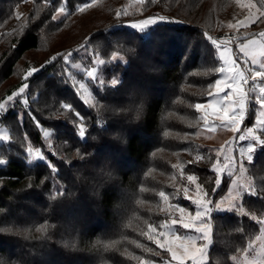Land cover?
I'll list each match as a JSON object with an SVG mask.
<instances>
[{"label":"trees","instance_id":"trees-1","mask_svg":"<svg viewBox=\"0 0 264 264\" xmlns=\"http://www.w3.org/2000/svg\"><path fill=\"white\" fill-rule=\"evenodd\" d=\"M82 1L67 0V6L71 11ZM229 1L218 0L215 8L210 5L212 0L147 2L143 9L146 13H162L184 22L161 25L150 33L109 28L91 37V41L101 39L98 52L103 58L117 51L126 56L127 63H117L107 71L108 79L120 73L119 85L94 90L102 107L85 110L88 130L83 139L63 119L54 120L53 115L66 113L59 104L75 107L80 102L61 84L65 77L60 58L28 79L26 95L32 115L55 129L53 146L58 156L54 152L48 156L58 171L52 173L45 161L27 162L25 134L33 146H43L41 131L33 120L21 124L10 111L0 116L11 137L0 144V158L7 161L0 165V228L13 229L0 233V259L8 264H136L125 255L127 250L145 259L161 260L132 241L162 251L140 231H147L145 221L159 224L167 218L159 210L163 202L158 192L170 194L173 183L186 182L172 165L185 164V171L195 172L205 187L215 186L210 164H186L197 153L207 155L209 150L196 140L200 113L190 105L207 101V85L218 78L215 72L202 75L221 64L216 49L204 40L202 32L222 35L220 18ZM45 2L0 0V100L25 82L21 79L25 70L39 67L25 65L23 76L16 78L19 62L41 47L47 30L46 58L66 52L53 42L67 20L48 22L61 0H53L51 7ZM17 11L23 14L19 19ZM130 48L135 52L129 53ZM141 102L143 110L138 117L135 111L127 110ZM186 132L193 134L191 139L182 138ZM211 155L215 158L213 151ZM248 167L259 192L264 187V151L258 150ZM29 183L31 188L27 187ZM226 188L227 182L216 196ZM54 191H63L64 195L51 199ZM137 200L147 203L137 204ZM172 202L189 204L182 197ZM244 206L260 215L264 212V194L246 195ZM45 221L54 225L46 236L35 231ZM213 221L212 264L217 259L222 264H236L229 257L247 247L248 241L259 234V225L249 216L234 212L215 214ZM129 222L132 227H125ZM16 229H31L30 238L17 235ZM64 241H73L76 246L68 247ZM109 241L119 244L106 251L103 245Z\"/></svg>","mask_w":264,"mask_h":264},{"label":"snow or ice","instance_id":"snow-or-ice-1","mask_svg":"<svg viewBox=\"0 0 264 264\" xmlns=\"http://www.w3.org/2000/svg\"><path fill=\"white\" fill-rule=\"evenodd\" d=\"M47 2L48 0H46ZM147 2L155 3L156 0H131L130 5H124L117 9L115 11L116 25L110 27L116 28L126 24L127 27L135 32L150 33L161 25L184 22L176 20L174 17L160 14L148 15L145 18L130 21L121 19L129 15V8L132 6H134V13L142 12ZM96 3L97 0H90V3H80L76 5L75 11L84 12ZM236 3L241 4L242 0H236ZM242 7L247 9V15L243 19L236 20L235 23L229 21L227 25L229 29L238 30L241 27L247 28L249 25L264 22V0H247L246 4H242ZM22 15L18 11L15 13L17 19L21 18ZM70 15L68 8L61 4L55 8L51 19L52 21H62ZM202 36L205 41L218 51L221 64L219 67L208 69L202 73V75L207 76L215 72L219 77L207 85L206 103L190 105V107H194L200 113L196 121V124L200 125V130L195 135H201L204 130H207L208 133H215L218 128H224L230 129L233 137L231 140L225 141V145H228L227 149H225V145H221L220 148L215 150V158L211 155L212 150L209 149L207 155L197 153L194 160L186 162V164L191 165H197L201 162L210 164V170L215 174V187H205V183L200 182V178L195 172L189 173L185 171V164L172 165L173 169L178 170L181 180L186 182L173 183L172 187L174 190L170 194L163 190L158 192V196L163 202V207L159 210L167 218L163 219L159 224L145 221L147 231H140L141 236H146L148 241H152L162 251H156L154 248L147 247L137 240H133L132 243L137 248H142L146 252L160 257V264H212L210 249L214 245L213 216L218 213L234 212L240 216H249L252 221H255L259 225V235L255 239H250L247 247L238 249L240 254L232 255L229 259L236 262V264H264V212L257 215L254 212H249L244 206L246 195L258 197L264 194V187H261L258 192L254 178L248 174V166L252 165L258 150L264 151V31L243 33V42H240V36L222 39L213 37L207 31H203ZM89 43L90 38L85 37L84 43L80 44L76 51L83 49L87 52ZM232 43L237 44L241 54L240 57H237L232 52L230 47ZM127 51L129 53L135 52L131 48L127 49ZM72 57V51L57 52L46 59L39 67H30L25 70V82L21 83L17 90L12 91L10 95L0 100V115L7 113L10 108H14L15 101L21 97L20 103L25 110H28L30 108L26 95V90L29 89L28 79L40 73L58 58H62L67 65ZM238 60H242L243 66ZM112 62H124L126 64L127 60L122 53L117 51H113L110 60L107 61L100 59L98 56L93 57V63L98 67ZM71 67L80 68V65L71 64ZM82 71L90 80L97 81V87L101 90L105 87L115 88L121 83V80L116 77L107 82L99 78L97 67L82 69ZM67 77L71 78L74 87L77 84L79 85L76 88V92L85 104L97 109L102 107L99 100L93 95L92 90L83 81H78L71 72L67 73ZM62 108L75 113L79 120L78 124L73 121L76 124L77 135L81 139L85 138L87 133L85 118L73 108L72 104L64 103ZM127 110L135 111L138 117L143 110V103L130 105ZM253 113L254 122L251 126L242 127V125L246 124V120L252 119ZM28 115L43 133V140L48 150L53 151L51 140L53 133L48 128L42 127L40 121L31 112H28ZM192 136V133L186 132L182 138L189 140ZM237 138L239 141L246 142L238 147V156L234 154L237 149L233 147ZM10 139L11 137L7 130L0 129V140L8 141ZM24 139L28 141L27 147L24 149L27 153L28 162L31 164L36 160L45 161L52 173H57L56 165L48 159L45 152L40 147H34L33 143L28 140L27 134H25ZM77 152L79 153V149H77ZM6 163L5 159L0 158V165ZM225 173L231 181L227 186V195L221 196L219 200H214L212 194L216 193L224 182L222 177ZM107 175L110 176L111 173L109 172ZM172 179H176L175 175ZM209 180H211V177H209ZM262 181H264V178H262ZM2 183L3 181L0 180V184ZM27 187L31 188L32 183H29ZM143 190V186H141V191ZM63 195V191H54L50 198L55 199L57 196ZM181 197L189 202L194 211L178 202H172ZM136 203L145 204L147 202L137 200ZM0 212H3V209H0ZM177 226L186 230L185 233L177 234ZM51 227H54V225H50L45 221L35 231L46 236ZM125 227H132L131 222L125 224ZM15 231L17 235H27L30 238L31 229H16ZM11 232H13L12 228H0V233ZM124 239H127V237H124ZM64 243L68 247L76 246L73 241H64ZM118 244L119 241H109L103 247L107 251L110 248H116ZM125 255L129 259L136 261V264H156V260L145 259L143 256H137L134 253L127 252V250H125ZM0 264H8V261L0 259ZM216 264H222V261L217 259Z\"/></svg>","mask_w":264,"mask_h":264},{"label":"rangeland","instance_id":"rangeland-1","mask_svg":"<svg viewBox=\"0 0 264 264\" xmlns=\"http://www.w3.org/2000/svg\"><path fill=\"white\" fill-rule=\"evenodd\" d=\"M216 1H218V0H212V3L210 4L213 8H215L214 5L216 4L215 3ZM52 2H53V0H48L47 3L45 2V4L51 7ZM229 2H230L229 4L226 3L227 5L224 4V6H228V8L225 11L223 10L222 17L220 18V20L222 22V25L220 26L222 35L219 38L226 39L228 37L240 36V38H241L240 42H243V33H245V32L258 33L260 31H264V22H258L254 25H249L247 28L241 27L238 30L229 29L227 27L229 21L235 23L236 20L243 19L244 16L247 15V9L242 7V4H246L247 0H242L241 4H237L236 0H230ZM80 3H90V0H84ZM61 4L65 5L68 8L67 0H61L59 6ZM130 4H131V0H97V3L95 5L89 7L84 12H77V11H75V9L70 11V9L68 8L71 15L64 18L65 20H67L65 22L66 26L63 27L61 32L58 33L59 35L55 38V40L53 42V44H55V45L57 44V46L61 47V49L66 50V52H68V51L73 52V57H72L71 61L69 62V64H67V65L62 60V58H60V60H61L60 61L61 74L63 73L64 77H65L63 79L64 82L61 84L64 87V89L68 88L69 93H74L75 96L80 100V102L79 103L77 102V104L75 105V107L73 106V108L76 111L80 112V114L85 118L86 125H88V122H87L88 118H86L85 110H89L92 107L85 104L83 102V100L80 99L79 94L76 92V88L79 87V85L77 84L74 87L71 78L67 77V73L71 72L76 77V79L78 81H83L92 90L93 95H94V90L99 89L97 87L98 82L90 80L87 77V75L82 71V69H91L93 67H97V75L99 76V78L104 79L106 82L110 81L112 78H114V77H112L111 79H108L107 78V75H108L107 71L110 69L113 70L116 67L117 63H122L123 65L125 63L124 62H112V63L106 64L103 66H99V67L97 65H95L93 63V57L94 56H98L100 59H103L106 61L110 60L111 57L107 58V59L103 58L101 56V54H99V52H98V48H99L98 44H100L101 39L98 38L99 40L96 42V40L91 41V37L102 32L104 29L105 30H107L109 28L113 29V27H110V26L116 25L115 11L124 5H130ZM133 7L134 6L129 8V15L126 17H122L121 18L122 20L130 21V20H134V19H141V18H145L148 15H154V14L165 15L162 13H150V14H148L144 10L140 13H134ZM72 12H74V13H72ZM166 16H168V15H166ZM64 19L62 21H64ZM176 20H178V19H176ZM48 22H49V24H51V22H52L50 14H49ZM54 22L57 23L59 21H54ZM118 27H121L123 29L129 28V27H127L126 24L122 25V26H118ZM129 30L131 31L132 29L129 28ZM132 31H134V30H132ZM48 32L49 31L47 30L44 33V37L42 39L41 47L37 50L28 52L26 55L23 56V59L19 62V69H18V72H17L18 74L16 77L17 79H19V77L21 78L23 76V70L25 69V65H32V66L40 65L41 63L45 62L44 60L47 59L46 54H48V52H47L48 49H47L46 45H44V44L46 41L45 37H48ZM211 35L213 37H218L214 34H211ZM85 37L90 38V43L88 45V51L85 52L83 49H81L80 51L77 52L76 49L78 48V46L80 44L84 43ZM230 47L232 49V52L235 53L237 57L241 56L236 43H232ZM217 55L219 57L218 51H217ZM125 58H126V56H125ZM126 60H127V58H126ZM238 62L241 63V66H243L242 60H238ZM71 64H79L80 68H73V67H71ZM61 76H63V75H61ZM115 77L120 79V73L116 74ZM21 79L24 80V77H22ZM27 91L28 90H26V94H27ZM20 99H22V97ZM20 99L15 101V107L10 108L8 111H10L14 115H16V117H18V120L22 124V123H24L23 122L24 120H27V121L30 120L28 112H31L32 105L29 102L30 108L28 110H25L23 108L22 104L20 103ZM56 100H58V99L56 98ZM200 103H206V101L200 102ZM58 104H59V102H58ZM59 108H62V105L59 104ZM63 110H65V109H63ZM250 111H251V109H250ZM65 112L67 114L63 113L62 115H53L55 117L54 120L57 121L59 119H61V120L63 119V121H65V123H68L71 126H73L74 128H76V124H74L73 121H75L78 124L79 120L75 116V113L68 111V110H65ZM6 114L7 113L2 114L0 116L5 117ZM31 114H32V112H31ZM21 117H22V120H21ZM253 122H254V113H253L252 119L246 120V124L242 125V127L243 126H249L250 127ZM40 124L42 127L48 128L53 133L52 137H51V140L53 143L54 135H55V129H53V127H51V126L47 127V126L43 125L42 123H40ZM0 129H6L8 134L10 135V132H9L7 125L2 122L1 118H0ZM87 130H88V126H87ZM41 135L43 138L42 132H41ZM232 137H233V133L230 131V129L218 128L215 133H208L207 130H204L201 135L196 136V140H198L201 145L207 146L209 149H211L215 153L216 149L220 148L221 145H225V141L231 140ZM8 141L0 140V144L4 143V142H8ZM27 143H28V141L26 140L25 145H24V149L27 147ZM245 143H246L245 141H239L238 138L236 139L235 144L233 145V147L237 149V151L234 153L235 155H237V156L239 155L238 147L241 145H244ZM34 147H36V146H34ZM40 148L45 152L48 159H49V156H48L49 152H52V153L54 152L56 154V156H58V152H57L56 148H54V146H53V151H49L45 145L44 140H43V146H40ZM227 148H228V145H225V149H227ZM221 159H222V157H221ZM38 161H40V160L33 161L30 164L28 162V158H27V162L30 165H32ZM222 180L224 182L221 184L219 189L223 186V184L225 182H227V186L231 183V181L228 179L226 173L222 177ZM60 187L63 189L64 185L61 184ZM227 192H228V187L226 188V190L223 193H221L218 196H216V193H213L212 194L213 199L219 200L221 196L227 195ZM178 199H180V198H178ZM180 204L182 206L190 207V210L194 211V208H192L190 206V204H185V203H180ZM213 225H214V221H213ZM213 229H214V226H213ZM185 231L186 230H183L179 226H177V234H184ZM156 264H160V261H156Z\"/></svg>","mask_w":264,"mask_h":264}]
</instances>
